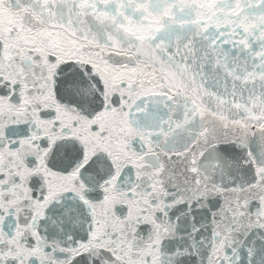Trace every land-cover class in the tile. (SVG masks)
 <instances>
[{
    "label": "snow or ice",
    "instance_id": "obj_1",
    "mask_svg": "<svg viewBox=\"0 0 264 264\" xmlns=\"http://www.w3.org/2000/svg\"><path fill=\"white\" fill-rule=\"evenodd\" d=\"M0 264H264V0H0Z\"/></svg>",
    "mask_w": 264,
    "mask_h": 264
}]
</instances>
